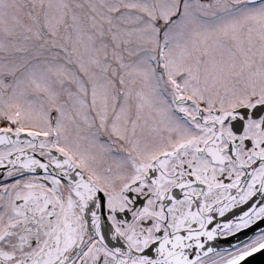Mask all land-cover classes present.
Instances as JSON below:
<instances>
[{
    "label": "snow or ice",
    "instance_id": "obj_1",
    "mask_svg": "<svg viewBox=\"0 0 264 264\" xmlns=\"http://www.w3.org/2000/svg\"><path fill=\"white\" fill-rule=\"evenodd\" d=\"M0 264H264V0H0Z\"/></svg>",
    "mask_w": 264,
    "mask_h": 264
}]
</instances>
